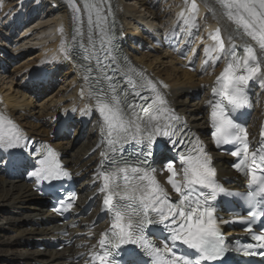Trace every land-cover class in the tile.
Instances as JSON below:
<instances>
[{"label": "snow or ice", "instance_id": "obj_1", "mask_svg": "<svg viewBox=\"0 0 264 264\" xmlns=\"http://www.w3.org/2000/svg\"><path fill=\"white\" fill-rule=\"evenodd\" d=\"M69 3L74 35L70 43L65 38L60 51L65 59L79 58L84 68L80 95L89 102L86 112L94 106L99 115L105 147L98 170L99 190L111 219L98 242L99 251L92 255L93 264H229V253L264 258V229L253 233L258 218L264 217V140L249 152L247 127L232 115L248 105L249 82L264 83V0H215L235 32L246 37L248 43L242 50L235 44L226 49L217 28L210 34L214 44L204 50L206 63H224L209 101L214 140L217 147L235 146L230 151L238 158L234 167L250 175L249 190L236 194L220 184L210 155L196 138L178 153L179 173L175 161L165 163L171 174L168 183L179 196L177 201L156 179L149 158L157 136L169 138L172 144H184L183 128L178 126L181 118L168 105L158 82L121 54L110 0H83L82 6L77 0ZM186 11L188 14H180L184 24L198 29L196 0H191ZM61 35L65 36L63 29ZM261 135L264 137V132ZM28 146L25 133L0 113V148ZM34 151L40 158L30 174L37 183L71 179L53 148L42 144ZM180 173L182 177L177 180ZM237 195L248 209L244 230L253 233L255 243L233 244L221 231L220 225L227 221L216 216V202L220 196ZM75 198L68 194L69 201ZM59 202L64 206L63 199ZM72 206L69 202L66 209ZM144 256L149 259L144 260Z\"/></svg>", "mask_w": 264, "mask_h": 264}, {"label": "bare ground", "instance_id": "obj_2", "mask_svg": "<svg viewBox=\"0 0 264 264\" xmlns=\"http://www.w3.org/2000/svg\"><path fill=\"white\" fill-rule=\"evenodd\" d=\"M18 0H12V3H16ZM26 1V4L29 0H23L21 3L16 5H22ZM37 2V5L40 6L37 9V15L42 12L43 7ZM50 2H57V0H47ZM132 0H110L112 5V10L114 12L116 20L124 19L128 25V30L136 32L134 36H138L141 32L140 26L145 30V32L150 28L154 29L155 32L159 30V26L152 24L150 18H146L145 12L150 13L149 5L162 7V9H174L176 12L181 9L180 1L181 0H140L141 8L137 9L134 5L132 6L130 2ZM200 2L202 0H199ZM8 3V2H7ZM6 3V4H7ZM126 3V4H125ZM5 4V5H6ZM77 4L80 5V2L77 1ZM203 7L207 10V21L212 22V20L217 17L214 10V4L210 3L211 10L207 7L208 5L203 4ZM123 8V10H122ZM143 9V10H142ZM23 10V9H22ZM7 10L2 12V15L6 13ZM165 12H158L154 15L153 19L156 21L162 20L165 16ZM122 15V17H121ZM153 15V14H152ZM178 18V13L176 14ZM32 16L31 25L33 26L37 21V18ZM53 18V17H52ZM86 19V17H85ZM127 20L129 22H127ZM135 20V21H133ZM56 20L53 18L54 23ZM29 25V27H31ZM48 28V27H47ZM47 28L40 29L38 33H34L32 36H38V43L43 44L42 50L39 52V57L30 56L23 59L20 63V66H17L15 69L18 70L22 67H31L37 62H53L59 61V56L53 54V48L56 45H52L49 39V33L52 32L50 27L47 32ZM168 30V28H167ZM165 32H170V30ZM130 34V33H129ZM31 36V37H32ZM227 39L231 42L238 41L237 33L228 32ZM231 37V39H230ZM29 39H23L24 44ZM20 41V42H22ZM32 41V39H30ZM35 41V40H34ZM48 42V43H47ZM134 43V39L132 40ZM37 43V42H36ZM128 44V43H126ZM140 44H143L141 42ZM134 52L136 48L132 47ZM125 51V50H124ZM3 57V56H2ZM133 57L140 63L146 65L153 73L157 76H161L166 80L172 87V102L175 104L176 108L186 114L190 119V122L194 127L200 130H206L205 122L201 118L195 117V112L201 111L200 104L195 103L189 107V99L192 97L193 93L200 90V83H206L207 80H199L196 78L195 74L183 71L178 69L177 64L171 59L169 60L168 55L159 54L158 56L143 55L141 53L133 55ZM70 80V81H69ZM75 78L72 76V72H68L64 75V82H68L66 88L63 86L57 92H54L50 95L41 98V95H44V92L39 93L38 103L36 104L32 99H30L26 94L22 93L19 87V84L12 85L9 88L2 89L0 86V92L6 97L10 108L13 110L14 114L18 112H24V115L20 116V120L24 121V127L28 129L29 133L38 136V137H48L49 130L46 126L35 125L29 122L31 118L41 120L47 115H53L56 112H60L62 108L66 107V101L73 102L75 101V96L77 90L74 89L70 91V87L73 86V81ZM6 81V78L0 80V84ZM12 83V81H11ZM6 84V82H5ZM14 84V83H13ZM189 87L186 98L188 100L183 101V96H185V90ZM5 87V86H4ZM15 87H18L15 89ZM69 93L71 95L66 96ZM76 107V105H75ZM77 135V132H76ZM75 135V136H76ZM72 141H59L57 146H59L64 154L66 155V162L74 168L75 166H80L78 171L87 168L94 161H97L98 154L100 151V146L97 145L98 139L94 138L92 134L87 137V142H81L76 146H73ZM89 154H93L91 160L85 162V157ZM220 172L222 175L230 174L224 162L226 157L217 156ZM96 165L88 168L85 173L92 171ZM97 173L91 172L89 179L95 176ZM92 179L90 180V182ZM87 182V181H86ZM85 182V183H86ZM84 183V184H85ZM97 188L94 192L98 191ZM93 193L88 194L85 197L83 203L86 202V199ZM39 198H37L30 190V187L21 182H12L7 179H4L0 176V216L4 215L3 220H0V259L4 262L3 264H68V259L66 258L68 250L64 252H55V251H46L40 252L33 248L38 241H45L55 238V233L60 229L54 225L53 222L50 226H45V228L39 229L34 225L37 224V219L41 218L42 221L49 219L50 215L47 214L40 206L41 203H38ZM98 210L96 211V213ZM5 214L8 216L6 217ZM31 245V246H30ZM3 248L5 250H3Z\"/></svg>", "mask_w": 264, "mask_h": 264}, {"label": "rangeland", "instance_id": "obj_3", "mask_svg": "<svg viewBox=\"0 0 264 264\" xmlns=\"http://www.w3.org/2000/svg\"><path fill=\"white\" fill-rule=\"evenodd\" d=\"M12 0H0V8H3V5L6 3V2H11ZM130 2V1H129ZM140 0H132L131 2H130V4L133 6L134 4L136 5H134L135 7H137V9H140L141 8V4H140ZM171 9V8H170ZM143 10V9H142ZM43 11V10H42ZM51 11V9H50V7H49V5L48 6H46V8H45V12H44V15L41 17V19H39V21H38V19H37V21L35 22V24L33 25V26H35V25H40V24H43V25H45V24H47V23H51L52 24V22H50V21H53V18H52V20H51V16H48L47 14H48V12H50ZM10 12V11H9ZM39 14H41V13H39ZM145 14L149 17V18H152V16H151V13L150 14H148L147 13V11L145 12ZM167 15V14H166ZM48 16V18L47 19H45V17H47ZM4 18H5V20H7V18H8V16H4ZM169 21V15H167V17H165L164 19H163V24H167V22ZM32 25H31V27H33ZM169 26H172V25H169ZM171 28L170 27H168V30H170ZM167 29H165L164 31H166ZM167 30V31H168ZM23 32V31H22ZM28 41V40H27ZM34 43L36 44V42L34 41ZM33 52H38V51H33ZM33 56V55H32ZM35 57H39V55L38 54H36L35 55ZM70 81V80H69ZM5 82H6V84H5ZM4 82V85H3V82L0 84V86L1 87H3L2 89H4L5 90V88H9V86L10 85H12L13 87L15 86L13 83H11V81H5ZM19 84V83H18ZM68 85V82H67V84L66 85H64V87L66 88V86ZM5 86V87H4ZM18 87H15V89H17ZM54 92H56V91H54ZM38 104H40V103H38ZM5 216L7 217L8 215L7 214H5ZM3 218H4V215H2V216H0V220H3ZM3 250H5L4 248H3ZM3 263H6V262H4L2 259H0V264H3Z\"/></svg>", "mask_w": 264, "mask_h": 264}]
</instances>
